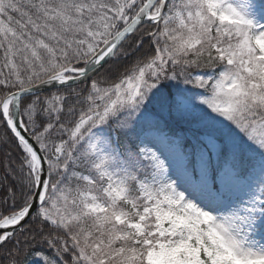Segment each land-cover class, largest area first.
Segmentation results:
<instances>
[{"label": "snow or ice", "instance_id": "1", "mask_svg": "<svg viewBox=\"0 0 264 264\" xmlns=\"http://www.w3.org/2000/svg\"><path fill=\"white\" fill-rule=\"evenodd\" d=\"M0 264H264V0H0Z\"/></svg>", "mask_w": 264, "mask_h": 264}]
</instances>
